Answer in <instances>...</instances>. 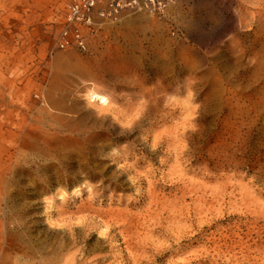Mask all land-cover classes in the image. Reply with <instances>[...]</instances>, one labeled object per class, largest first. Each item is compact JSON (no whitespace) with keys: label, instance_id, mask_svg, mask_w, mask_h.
Segmentation results:
<instances>
[{"label":"rangeland","instance_id":"374dc122","mask_svg":"<svg viewBox=\"0 0 264 264\" xmlns=\"http://www.w3.org/2000/svg\"><path fill=\"white\" fill-rule=\"evenodd\" d=\"M68 2L0 0V264H264V0Z\"/></svg>","mask_w":264,"mask_h":264},{"label":"built area","instance_id":"2783aa9c","mask_svg":"<svg viewBox=\"0 0 264 264\" xmlns=\"http://www.w3.org/2000/svg\"><path fill=\"white\" fill-rule=\"evenodd\" d=\"M177 0H69L57 47L62 50L88 49L89 36L104 22L123 15L146 13L163 17Z\"/></svg>","mask_w":264,"mask_h":264},{"label":"bare ground","instance_id":"6f19581e","mask_svg":"<svg viewBox=\"0 0 264 264\" xmlns=\"http://www.w3.org/2000/svg\"><path fill=\"white\" fill-rule=\"evenodd\" d=\"M90 99L91 101H98L101 104L107 102V98L104 95L98 93H92Z\"/></svg>","mask_w":264,"mask_h":264}]
</instances>
